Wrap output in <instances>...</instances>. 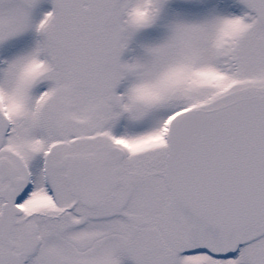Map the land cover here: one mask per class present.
<instances>
[{
    "label": "snow or ice",
    "instance_id": "6c2138e0",
    "mask_svg": "<svg viewBox=\"0 0 264 264\" xmlns=\"http://www.w3.org/2000/svg\"><path fill=\"white\" fill-rule=\"evenodd\" d=\"M0 264H264V0H0Z\"/></svg>",
    "mask_w": 264,
    "mask_h": 264
}]
</instances>
